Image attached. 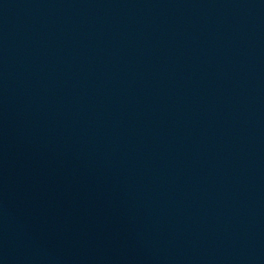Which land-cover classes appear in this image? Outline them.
<instances>
[{
  "label": "water",
  "instance_id": "1",
  "mask_svg": "<svg viewBox=\"0 0 264 264\" xmlns=\"http://www.w3.org/2000/svg\"><path fill=\"white\" fill-rule=\"evenodd\" d=\"M0 264H264V0H0Z\"/></svg>",
  "mask_w": 264,
  "mask_h": 264
}]
</instances>
